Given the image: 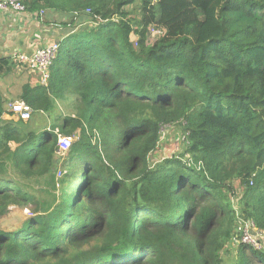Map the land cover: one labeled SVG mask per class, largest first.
<instances>
[{
  "label": "trees",
  "instance_id": "16d2710c",
  "mask_svg": "<svg viewBox=\"0 0 264 264\" xmlns=\"http://www.w3.org/2000/svg\"><path fill=\"white\" fill-rule=\"evenodd\" d=\"M21 1L68 32L47 86L29 72L37 83L18 98L32 116L77 100L32 126L0 92V219L30 212L0 225V264H224L239 233L234 179L264 233V0H140L139 19L137 0ZM20 68L0 57V75ZM176 122L182 152L150 166ZM76 132L62 151L58 134ZM235 241L227 264H264V247Z\"/></svg>",
  "mask_w": 264,
  "mask_h": 264
},
{
  "label": "rangeland",
  "instance_id": "374dc122",
  "mask_svg": "<svg viewBox=\"0 0 264 264\" xmlns=\"http://www.w3.org/2000/svg\"><path fill=\"white\" fill-rule=\"evenodd\" d=\"M194 1L196 4L208 2V0H194ZM127 9L130 12L132 18L139 19L140 0H137L134 4L128 6ZM153 34H156V32H154ZM15 72H17L16 69ZM21 78L30 84L37 83V79L34 76H31L27 72H21ZM12 83L13 81L12 82L10 81V84ZM10 90L14 98L19 99L18 97L20 95V90L15 88L13 85L11 86ZM66 96L68 99L65 101L58 100L56 102L55 108L51 110L48 114H42V113L34 114L32 116L34 121L31 122V125L38 126L39 124H43L44 122L51 123L54 120L55 115H58L60 113H64V114L70 112L73 113L72 110L77 100V96L70 92H68ZM31 120H28V122ZM94 133L97 134L96 131H94ZM77 136H78L77 132L75 133V135L71 136L72 141L75 140ZM11 145L13 146V144ZM184 146H185V139H184V130L182 123L176 122L171 125H163L161 128V135L157 149L148 156L150 166H154L158 161H162L164 158L182 152ZM187 156L188 155L185 154L184 158H187ZM60 163L61 161L56 166L57 170L61 169ZM45 185H47V182L44 183V180L42 181L40 180L37 182V186H38L37 188L39 189L43 188ZM233 186H234V191L232 192V190L230 189L227 190L226 193L230 197L231 205H233V208L236 209L237 211V217H238L237 225L240 226V225H244V221L247 220L246 218H244V216H242L240 212V207L242 206V202L244 199L243 196L247 188V185L242 184L238 179H234ZM10 209L11 210L6 215V217L0 219V225L4 226L5 228L19 227L21 225V222L26 217L30 216V212L28 208L13 206L10 207ZM250 230L252 233L257 232L261 235V243L263 244L264 247V233L260 230L255 231L253 226H250ZM238 238H239V233L235 234L230 241H227L225 243L224 249L222 250V257L224 259V264L229 263L231 260L235 258L236 256L235 240H238Z\"/></svg>",
  "mask_w": 264,
  "mask_h": 264
},
{
  "label": "crops",
  "instance_id": "0c3cea01",
  "mask_svg": "<svg viewBox=\"0 0 264 264\" xmlns=\"http://www.w3.org/2000/svg\"><path fill=\"white\" fill-rule=\"evenodd\" d=\"M67 32L60 25L45 23L42 11L39 13L27 10L24 13H17L10 9L0 11V57L12 58L14 53H34L39 48L58 41ZM16 71L8 73L10 75H0V92L6 109L9 102L18 100L13 96L11 86L19 89L21 93L22 86L28 83L21 78V72L30 71L22 66ZM10 81L13 83L10 84ZM5 118H8L6 114L3 115V119Z\"/></svg>",
  "mask_w": 264,
  "mask_h": 264
},
{
  "label": "built area",
  "instance_id": "2783aa9c",
  "mask_svg": "<svg viewBox=\"0 0 264 264\" xmlns=\"http://www.w3.org/2000/svg\"><path fill=\"white\" fill-rule=\"evenodd\" d=\"M7 9L17 13H24V11H26L21 0H0V11H5ZM58 48V42L54 41L39 48L34 53H14L12 58L19 61L23 68L34 73L41 85L47 86L50 76V67L56 57ZM7 111L12 113L9 117L21 119L22 121L29 120L33 113L31 106L21 99L9 102L7 104ZM71 142L72 139L70 136L58 134V145L62 151H66L70 147ZM251 183L252 181L250 184ZM250 226L253 225L247 220L244 221V225L238 226L239 239L256 249H261L263 247L261 235L257 232L252 233Z\"/></svg>",
  "mask_w": 264,
  "mask_h": 264
},
{
  "label": "bare ground",
  "instance_id": "6f19581e",
  "mask_svg": "<svg viewBox=\"0 0 264 264\" xmlns=\"http://www.w3.org/2000/svg\"><path fill=\"white\" fill-rule=\"evenodd\" d=\"M58 42V41H57ZM58 52V51H57Z\"/></svg>",
  "mask_w": 264,
  "mask_h": 264
}]
</instances>
